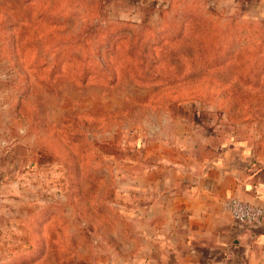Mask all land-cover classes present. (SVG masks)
<instances>
[{
  "label": "rangeland",
  "instance_id": "obj_1",
  "mask_svg": "<svg viewBox=\"0 0 264 264\" xmlns=\"http://www.w3.org/2000/svg\"><path fill=\"white\" fill-rule=\"evenodd\" d=\"M231 145L264 154V0H0V264H161L172 170Z\"/></svg>",
  "mask_w": 264,
  "mask_h": 264
},
{
  "label": "crops",
  "instance_id": "obj_2",
  "mask_svg": "<svg viewBox=\"0 0 264 264\" xmlns=\"http://www.w3.org/2000/svg\"><path fill=\"white\" fill-rule=\"evenodd\" d=\"M211 162L171 172L168 226L156 232L161 264H264V218L250 227L224 205L231 197L264 203V154L231 145Z\"/></svg>",
  "mask_w": 264,
  "mask_h": 264
},
{
  "label": "built area",
  "instance_id": "obj_3",
  "mask_svg": "<svg viewBox=\"0 0 264 264\" xmlns=\"http://www.w3.org/2000/svg\"><path fill=\"white\" fill-rule=\"evenodd\" d=\"M224 205L234 220L250 227L261 224L264 218V203L255 205L231 197L224 202Z\"/></svg>",
  "mask_w": 264,
  "mask_h": 264
}]
</instances>
